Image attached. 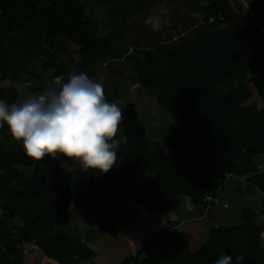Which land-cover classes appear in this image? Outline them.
<instances>
[{
    "label": "trees",
    "instance_id": "obj_1",
    "mask_svg": "<svg viewBox=\"0 0 264 264\" xmlns=\"http://www.w3.org/2000/svg\"><path fill=\"white\" fill-rule=\"evenodd\" d=\"M94 1L104 33L83 0H0V98L23 100L15 86L1 84L22 79L21 73L39 78L27 69L34 59L53 70V78L105 69L114 77L104 84L110 103L120 97L126 70L133 85L155 95L174 128L161 141L150 140L128 103L115 137L127 138L117 145L119 166L99 176L76 164L63 169V157L33 161L0 127V264H22L26 243L59 264L91 260V248L63 231L72 206L91 213L101 234L116 237L125 198L165 212L183 196L195 202L217 197L232 175L247 176L264 195V172L255 162L264 156V11L238 0ZM159 5L165 24L155 30ZM69 42L79 54L72 68L59 60ZM254 92L262 108L246 104ZM142 171L151 178L137 186L138 195L134 176ZM222 254L231 264H264L263 232L252 209L242 211L238 225L214 230L194 252L163 229L124 264H215Z\"/></svg>",
    "mask_w": 264,
    "mask_h": 264
},
{
    "label": "clouds",
    "instance_id": "obj_2",
    "mask_svg": "<svg viewBox=\"0 0 264 264\" xmlns=\"http://www.w3.org/2000/svg\"><path fill=\"white\" fill-rule=\"evenodd\" d=\"M52 85L12 103L0 98V127L7 128L33 161L63 157V169L76 164L99 176L118 167L117 145L127 139H115L122 110L106 99L103 83L73 69L67 79L55 77ZM231 261L222 254L215 264Z\"/></svg>",
    "mask_w": 264,
    "mask_h": 264
},
{
    "label": "crops",
    "instance_id": "obj_3",
    "mask_svg": "<svg viewBox=\"0 0 264 264\" xmlns=\"http://www.w3.org/2000/svg\"><path fill=\"white\" fill-rule=\"evenodd\" d=\"M243 1L248 3L249 7L264 11V0ZM261 29L264 33V25ZM253 98H257L255 103L262 108L256 94ZM255 162L259 171L264 172V156L257 157ZM150 178L144 171L136 174L133 192L140 183ZM247 178L234 175L228 177L217 195L220 204L216 206L209 207L203 202H195L183 196L174 209L165 212L149 211L142 205L133 204L128 206L125 214H122L120 208L116 214V237L101 234L91 213L78 206H72L71 223L63 231L94 252L95 256L91 260L81 264H124L136 256L144 244L163 229H170L181 241L187 243L190 251L194 252L209 241L214 230L238 225L242 211L249 208L256 213V225L262 229L264 241V195L258 188L248 185ZM127 203L128 199L125 198L122 206H127ZM1 216L0 212V218ZM22 264L59 263L46 257L41 250H34L24 256Z\"/></svg>",
    "mask_w": 264,
    "mask_h": 264
},
{
    "label": "rangeland",
    "instance_id": "obj_4",
    "mask_svg": "<svg viewBox=\"0 0 264 264\" xmlns=\"http://www.w3.org/2000/svg\"><path fill=\"white\" fill-rule=\"evenodd\" d=\"M42 4L47 2V0H41ZM87 7L88 17H92L100 22L101 33L105 32V19L102 15L100 8L95 4L94 0H83ZM239 2L242 4L241 0ZM243 5V4H242ZM244 6V5H243ZM245 7V6H244ZM250 8V7H249ZM247 8V9H249ZM165 15L166 9L163 5H159L153 12L152 15V24L153 29L159 30L165 24ZM59 60L67 65L69 68H72L79 61L78 48L75 44L69 42L67 43V52L61 53L59 55ZM120 65L115 64L113 66ZM120 68V66H117ZM123 67V66H122ZM28 70L35 72V75L39 78L30 77L26 73H21L19 77L15 78L16 80L12 83L9 81L3 82L2 86L13 85L19 92L20 96L25 99L33 94H38L41 91L52 87L53 70H44L43 61L41 59H34L28 66ZM105 70V69H104ZM103 69L96 71V73L91 76L92 79L100 81L103 83H112L114 77L107 74L106 70ZM125 77L127 80L122 84V90L118 100L114 101L121 110L122 113H125L128 107V103L133 104L137 110V113L140 118L145 122L147 129V136L152 141H161L165 136L169 135L174 128V121L171 115L159 107L155 95L148 90L142 89L133 85L132 75L125 70ZM255 95V93H254ZM257 98H252L247 105L254 104ZM0 144H2V137L0 136ZM205 205L211 207L214 205ZM127 209L128 206H124ZM125 214V213H124ZM28 254V253H27ZM26 254H24L25 256Z\"/></svg>",
    "mask_w": 264,
    "mask_h": 264
},
{
    "label": "built area",
    "instance_id": "obj_5",
    "mask_svg": "<svg viewBox=\"0 0 264 264\" xmlns=\"http://www.w3.org/2000/svg\"><path fill=\"white\" fill-rule=\"evenodd\" d=\"M241 2L246 8H249V4L248 3L244 2L243 0H241ZM135 193L138 194V195L141 194L140 190H136ZM203 203L216 206V205L220 204V201H219V199L216 196H206L204 198V200H203ZM133 204H134L133 200L129 198L127 206H130V205H133ZM224 207H226V206H224ZM124 208H126V207H124V206L121 207V213L122 214H124L126 212V210H127V209L124 210ZM22 248H23L24 254H27L30 251L39 250V248L33 243L23 244Z\"/></svg>",
    "mask_w": 264,
    "mask_h": 264
}]
</instances>
